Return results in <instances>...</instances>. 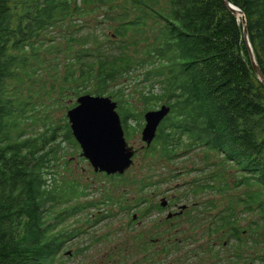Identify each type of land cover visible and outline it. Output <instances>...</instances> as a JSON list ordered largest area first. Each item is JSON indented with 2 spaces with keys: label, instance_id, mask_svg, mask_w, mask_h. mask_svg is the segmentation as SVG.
<instances>
[{
  "label": "trees",
  "instance_id": "1",
  "mask_svg": "<svg viewBox=\"0 0 264 264\" xmlns=\"http://www.w3.org/2000/svg\"><path fill=\"white\" fill-rule=\"evenodd\" d=\"M227 1L244 15L264 76V0ZM82 95L116 101L128 138V119L141 120L128 99L146 111L168 106L144 149L168 162L181 150L217 158L220 171L192 183L213 192L212 179L228 193L205 233L249 240L237 226L241 205L264 227V87L222 0H0V264H55L70 219L91 208L76 205L84 192L59 172L79 151L65 113Z\"/></svg>",
  "mask_w": 264,
  "mask_h": 264
},
{
  "label": "rangeland",
  "instance_id": "2",
  "mask_svg": "<svg viewBox=\"0 0 264 264\" xmlns=\"http://www.w3.org/2000/svg\"><path fill=\"white\" fill-rule=\"evenodd\" d=\"M90 31L101 37L99 27L92 25ZM113 102L118 105L116 101ZM128 102L131 110L141 113V120L138 117H136L137 121L132 118L128 119V126L134 129L130 132V138L124 133L126 143L136 151L131 167L122 176L107 177L94 173L88 162L79 157V150L68 159L69 165L62 166L59 171L62 177L67 172L70 173L67 180H75L84 192V196L76 201V205H90L91 208L85 207L83 212H79L70 219L67 229L73 231V236L71 241L63 247L55 264H100L106 256L107 246H112L115 241L126 239L128 233L124 231L128 226L168 224L165 222L166 214L157 212L156 208L162 202L161 200L167 201L171 198L176 203L184 204L185 209L188 207V210L180 220L172 222V219L170 222L189 225L190 231L187 232L181 228L176 231L163 230V240L186 241L189 236V243L182 247L180 253L189 251V263L203 262V260L206 262L209 257L221 249L223 241H230L222 234L224 230H227V234L228 229H221L213 234L208 233L209 236L206 235L200 240L206 241L209 247L216 249L214 252L202 254L204 259L195 251V242H198L196 234L200 231L198 228H208L213 219L215 223L218 222L217 218L223 215V208L227 204L228 193H218L221 182L212 179L206 181L215 186L213 192L199 191L196 193L197 189H193L192 183L203 182L204 172L214 174L220 171L217 158L211 155L208 161H205L204 152L201 149L181 150L171 162L163 161L157 155H147L140 140L144 126L143 114L147 112L146 107L137 99H128ZM153 110L155 108L149 111ZM116 111H119L118 107ZM221 175L227 182L233 179L231 171H221ZM229 194L236 195L235 192ZM209 205L214 208L210 209ZM243 209V205L236 208V212L239 213L237 226L241 229V236L242 233L247 235L246 230H249L252 236L244 245L233 244L232 251L237 255L248 251L249 253L245 255L253 264L258 256L264 254V227L261 223H257L260 227L255 229L253 224L257 222L258 216L255 217L254 213H245ZM220 211L221 214L217 215ZM190 219L195 220L196 223L192 224ZM191 226H197V228H191ZM133 230L134 228L131 229ZM160 233L152 230L141 231L144 240H158L157 235ZM170 234L174 236L167 237ZM254 234L263 235L262 242L254 240ZM252 240L255 241V246ZM239 260L243 261L245 257H239Z\"/></svg>",
  "mask_w": 264,
  "mask_h": 264
},
{
  "label": "water",
  "instance_id": "3",
  "mask_svg": "<svg viewBox=\"0 0 264 264\" xmlns=\"http://www.w3.org/2000/svg\"><path fill=\"white\" fill-rule=\"evenodd\" d=\"M224 6L236 17L240 16L244 42L248 50L249 60L252 69L258 80L264 87V76L255 63L254 56L248 42L245 18L243 13L230 4L227 0H222ZM96 101L97 105L91 106L92 110L102 109L106 114L104 121V137L106 141L114 142L117 150L113 152L109 148L101 146V140L96 131V122L90 115H84V101ZM170 108L162 105L158 109L148 111L143 115L144 127L141 131V142L148 148L156 137L157 129L164 118L169 114ZM66 119L72 138L77 143L80 154L79 157L88 161L94 173L105 174L106 176L123 175L132 165V158L135 154L133 147L128 146L124 139L120 117L116 112V104L109 97L82 95L75 101V106L66 111ZM160 207H165V201L161 200ZM182 210L185 206L181 207ZM170 218L171 216H167ZM135 218V217H134Z\"/></svg>",
  "mask_w": 264,
  "mask_h": 264
},
{
  "label": "flooded vegetation",
  "instance_id": "4",
  "mask_svg": "<svg viewBox=\"0 0 264 264\" xmlns=\"http://www.w3.org/2000/svg\"><path fill=\"white\" fill-rule=\"evenodd\" d=\"M166 199V198H165ZM184 204L176 203L172 198L165 201V207L161 208L159 205L156 208L157 212L166 214V220L168 224H159V225H142L134 224L127 227L124 231L128 233L126 239L115 241L112 246L109 245L106 247V256H104V261L100 264H252V261L247 258L244 252L235 254L232 251L233 244H237L236 237L232 236L231 233L226 234L227 230L222 231V234L229 238L230 241H223L221 243V249L214 253L212 257H209L206 262H188L187 252H181L182 247L189 243V236L186 241H172V240H163V230L176 231L181 228L187 232L190 231L189 225L174 224L172 222L180 220L181 216L188 210H182ZM171 216L168 218L167 216ZM170 222V220H172ZM131 231V229H133ZM191 228H197V226H191ZM200 231L196 234L197 243L195 242L196 248L195 251L197 255L200 256L205 253L214 252L216 249H212L208 246L206 241H200L206 237L205 227L198 228ZM152 230L155 232H161L158 234V240L148 239L144 240L141 235V231ZM130 234V236H129ZM174 234H170L167 237H172ZM247 235L242 233V240L245 239ZM248 241H241V244ZM215 246V245H214ZM218 248V246H217ZM207 249V250H206ZM246 253H249L246 251ZM234 254L237 255L234 257ZM245 257V260H239V257ZM202 257V256H201ZM203 259L205 257H202ZM244 259V258H243ZM201 260V258H198Z\"/></svg>",
  "mask_w": 264,
  "mask_h": 264
},
{
  "label": "snow or ice",
  "instance_id": "5",
  "mask_svg": "<svg viewBox=\"0 0 264 264\" xmlns=\"http://www.w3.org/2000/svg\"><path fill=\"white\" fill-rule=\"evenodd\" d=\"M83 103L85 105V109L83 110L85 117L87 118L91 115L96 122V131L101 140V146L109 148L110 150L115 152L117 150L116 144L114 142L109 143L104 137V121L106 118V114L102 109H91V106L97 105L99 102L85 100Z\"/></svg>",
  "mask_w": 264,
  "mask_h": 264
},
{
  "label": "bare ground",
  "instance_id": "6",
  "mask_svg": "<svg viewBox=\"0 0 264 264\" xmlns=\"http://www.w3.org/2000/svg\"><path fill=\"white\" fill-rule=\"evenodd\" d=\"M240 18V16H238Z\"/></svg>",
  "mask_w": 264,
  "mask_h": 264
}]
</instances>
